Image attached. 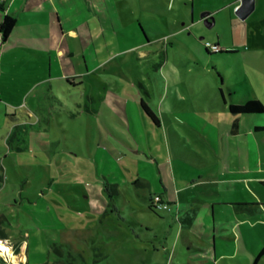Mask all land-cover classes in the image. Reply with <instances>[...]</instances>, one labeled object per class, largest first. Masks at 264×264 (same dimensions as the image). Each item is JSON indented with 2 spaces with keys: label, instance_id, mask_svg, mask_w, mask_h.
<instances>
[{
  "label": "rangeland",
  "instance_id": "1",
  "mask_svg": "<svg viewBox=\"0 0 264 264\" xmlns=\"http://www.w3.org/2000/svg\"><path fill=\"white\" fill-rule=\"evenodd\" d=\"M191 1H96L103 12L99 20L93 18L89 24L85 23L83 31L79 29V39L61 37L52 16L54 33L43 30L42 38L20 23L10 35L8 47L3 49L4 43L0 47V63H3L0 64V164L4 169L0 212L7 215L5 230L19 236V229L23 232L28 229L30 218H24L28 215L22 209L19 215L10 214L5 204H13L16 200L33 212L37 204L51 205L57 220L56 224L49 220L43 237H40L41 262L48 259L53 264H60V260H66L62 264H72L70 260L74 258L78 264H145L149 256L154 257L153 246L157 242L153 235L159 238L160 234L171 232L172 236L175 232L165 225L169 211L157 208L155 213L142 198L156 196V189L162 188L161 180L167 178L169 168L175 172V176L172 172L170 175L176 179L178 187L188 186L190 193L185 195L189 197L206 196L204 188H213L211 180H236L243 173L237 156H243L238 147L243 149L246 140L231 136L225 113L220 107L211 105V98L216 94L207 75L217 79L211 64L195 63L186 58L184 49L167 41V37L174 36L202 60V48L193 34L183 28L184 23L190 21ZM224 28L223 33L228 37V25ZM206 43L209 42H203ZM135 45L137 47L131 50ZM69 48L73 51L71 57L65 54ZM59 49H66L62 56L58 54ZM257 51L261 54L260 59L252 57L251 65L247 63L259 74L264 72V50L258 48ZM204 55V60L215 58V55ZM240 58V54L226 58L229 69L233 68L235 73L230 79L235 84H243L241 87L251 97L258 93L264 96L258 87H254L250 75L244 72L248 70L238 61ZM66 76L79 77L75 82L81 81L82 85H67L63 79ZM260 77L264 83V75ZM138 84L148 89L155 102L159 91L165 95L167 90L169 99L173 100V90L184 99L176 105L164 101L169 118L157 131L147 130L139 116H134L140 97L148 100ZM202 90H208V96ZM196 104L203 106L204 115L198 114ZM89 110L96 113H88ZM14 112L17 113L14 115ZM20 124H26V127L17 128ZM95 124L102 127L106 141L101 140ZM134 128L137 132L132 131ZM24 131L31 139L29 149L28 143L20 141L25 137ZM214 137L216 145L209 141ZM255 150L260 152L261 162H251L248 169L246 166L253 186L244 182L249 193L247 200L235 184L231 187L237 194L238 203L262 204L260 197H264V186L257 178L264 175V143L256 145ZM119 153L123 155L121 162L115 159ZM65 155L73 161L78 156L88 167L90 158L94 169L99 168L98 173L83 164L73 165L72 170L64 168L66 163L62 156ZM95 161L99 166L96 167ZM69 170L76 175H61ZM111 170H116L120 179L112 188H118L122 198H114L109 193L108 186L115 180L106 181L103 174L108 175ZM198 176L207 181L198 183ZM220 188L223 192L222 185ZM255 189L261 191L260 196ZM229 200L235 201L231 195ZM24 201H30L32 205ZM174 211L179 209L173 206ZM131 219L142 222L149 230L144 235L139 231L140 239L133 236ZM251 221L257 229L238 227L236 231L241 237L243 233L248 235L247 243L242 241L244 252L239 250L240 258L252 260L256 243L264 246L261 237H264V226L257 219ZM6 240L10 244L14 242ZM182 240L179 235L183 254H176L174 262L194 264L185 254L187 247ZM191 240L195 245L200 243L196 236H191ZM7 248L17 257V264L25 262L20 251ZM97 248L102 249L104 257ZM255 259L262 264L264 254ZM39 260L37 258L36 262ZM158 260H162L161 254H158ZM29 261L30 264L34 262L32 253ZM230 262L236 264L233 260ZM0 264L16 263L0 252Z\"/></svg>",
  "mask_w": 264,
  "mask_h": 264
},
{
  "label": "crops",
  "instance_id": "2",
  "mask_svg": "<svg viewBox=\"0 0 264 264\" xmlns=\"http://www.w3.org/2000/svg\"><path fill=\"white\" fill-rule=\"evenodd\" d=\"M96 1L102 3L104 0H0V25L6 15L15 19V24L12 31L4 41L1 40L2 43L0 42V47L3 45V43V49L8 47L7 41L10 40V35H12L15 30L19 28L20 23H23L25 27L34 30L42 38L43 30L54 33L56 30L54 29L53 17L55 18L56 26L59 29L61 37L68 39H79V32L81 30L83 31L85 23L87 22V24H89L93 18L99 20V17L103 12L101 7L96 4ZM184 1L186 2L187 0ZM240 1L241 0L191 1L190 21L189 23L185 22L183 28L185 31L189 30L190 33L193 34L197 44H199L202 48L200 53L202 60L198 59V57L190 50V47L185 42L176 39L174 36L167 37V41L173 43L171 45L184 49L186 58L194 60L195 63L202 65V63L205 61V64H211L215 76L217 77V79L214 80V75H207L214 86L212 91H214L216 94V96L214 95L213 99L211 98V102H213L211 105L220 107L225 113L227 123L229 125V133L231 136L238 139L244 138L246 140V142L243 143L245 144L243 149L238 147L243 156H237V163H240V165L243 166L241 168L243 173L238 176L236 180L230 178L223 181L211 180L210 182L213 183V188H211L212 186L204 188V190L207 192L206 196L195 194L189 197V195H185L190 193L188 186L183 184L182 186L178 187L176 184V179H172L170 175L172 172V174L175 176V172L173 169L169 168V175L167 178H163L161 180L162 188L160 189L158 187L154 195L161 196L163 202L169 205L170 209L168 211L170 215H168V218L164 219V221L165 225L170 227L171 230H175V232L172 236L171 232H169V234H160L159 238H156V236L153 235V240L157 242V244L153 246L154 257L149 256V259H147L145 264H176L174 262V256L176 254H183V246L179 242V235H182L183 245L187 247L185 254L190 256L194 264H232L230 260H233L236 264H258L257 259L255 258L264 246H260L256 243V246L254 247L255 250L252 249V252L254 253V258L252 260L248 257L240 258L239 250L244 252L242 241H244L246 244L248 235L243 233V236L241 237L239 233L237 234L236 230L238 227H241L243 230H249V228L257 229L256 224L252 222L251 219H257L260 224L264 226V197H260L262 203L260 205L258 203H238L239 199L237 194L231 187L233 184H235L239 188L242 197L247 200L246 195L249 193L244 186V182L253 187L251 184V178L249 175H247V169L248 166L251 167V162L254 161L255 164L259 161L261 162L260 152L257 153L255 146L260 144V142L264 143V131H256L254 127L264 126V116L261 118H254L250 115L232 116L228 112V106L232 104H241L250 99L262 101L264 100V96L256 91L258 94L253 98L249 95L246 89L241 87L243 84L239 82L235 84L234 81L232 82L230 76H235V73L232 71L233 68L231 70L229 69L231 67H228L226 58L234 57V55L240 54L241 58L238 61L241 62L243 67L248 70L244 72H246L248 76L250 75V77L254 80V87H256V89L258 87L260 93H264V83L260 77V75H264V72L257 74L256 71H254L250 66L252 57H257L258 60L261 57V54L257 51L258 48H262V52L264 50V0H255L253 12L244 20H241L236 15H234L236 11L235 8L240 5ZM1 14L4 16L3 18ZM225 25H228L230 30V35L228 37L223 33ZM142 32L144 31L142 30ZM136 35V37H138V34ZM18 39L22 38L18 37ZM203 42H209L213 45H217L221 52L210 54L215 55V58L204 60V54H208L205 51ZM136 47V45L131 46L130 49L132 50ZM167 48H165V55L167 53ZM64 50L59 49L58 54L62 56L61 54H63L62 52ZM250 50L253 52H250ZM65 54L71 57L73 55L72 49L69 48L66 50ZM141 55H143V52ZM247 62L250 65H248ZM0 64L2 65L3 63ZM1 65L0 73H2ZM11 73L18 75L17 72ZM245 76L246 74L243 73L244 79ZM77 78L79 77L66 76L63 79L65 82L68 80L72 84L77 83L74 84L76 85L75 87H77L82 85L81 81L75 82V79ZM217 81L219 82L218 85L216 84ZM66 84L70 85L67 82ZM49 89H51V87ZM139 90L142 93H146L148 95L147 103L159 119V125L156 126L140 113L138 103L141 99H143L140 97V99L136 102L137 109L135 108V113L137 114L134 116L137 117L138 115L142 125H145V128L150 131H157L161 129V127H163L166 123V120L169 118L164 106L165 100H167L170 105H176L179 101H184V99L180 97L177 90L171 91L173 100L167 97L168 90L165 95H162V92L159 91L157 96L158 101L156 102L153 100L151 93L148 91V89H146V87L139 85ZM191 91L194 92L193 89ZM202 92H205L204 94H207V96L209 94L208 90H202ZM51 93L52 92H50V96ZM196 105L198 114L204 115L205 110L203 106H200V104ZM5 112L8 115V111L5 110ZM89 112L96 113L94 110H89L88 113ZM16 113L17 112H14L13 114L15 115ZM29 119L31 121L33 120L32 117H29ZM129 119L133 122L131 116H129ZM20 127H26V124H20L17 126V128ZM94 127L99 130V136L102 138L101 140L106 141V137L104 136L105 132H103L102 127H100L99 124H95ZM132 131L137 132V129L134 128ZM24 134L25 137L23 136V139L20 141H22L23 144L28 143L26 147L29 149L31 145V139L26 137V134L28 135L26 131H24ZM10 135L11 134H9L7 141L9 140ZM40 139L39 141L41 142ZM209 141L216 145L215 137L209 138ZM108 151L109 150H107V152ZM106 156L107 155L105 154V157ZM62 158H65L64 162L66 164L63 166L64 168L67 167L72 170L73 165L82 164L85 168L88 167L87 164L82 162V159H80L78 156H75L76 159L74 161L68 159L66 155L62 156ZM115 159L121 162L123 155L119 153L115 156ZM245 161L247 162L246 164ZM89 162L90 167L88 168H90L91 171H94V173H98L99 168H96V170L94 169V164L90 158ZM95 163L96 167L99 166L98 161H95ZM59 164L63 163L59 162ZM68 174L76 175L70 170L68 172L61 173V175L64 176H68ZM103 176L106 178V181H110L111 179L115 180L108 186L109 193L112 194L114 198H122L119 189L112 188V185L117 186L120 182L117 171L111 170L108 175L104 173ZM77 178L78 176L76 179ZM198 178L200 179L197 181L198 183L207 181L203 180V178L200 176H198ZM257 180L262 186H264V175L258 176ZM220 185L223 186V192L221 191ZM203 186L204 185H201V187ZM111 189L115 190L114 194ZM255 191L259 196L261 195L260 190L255 189ZM1 193L2 191L0 190V195ZM207 194H209V196H207ZM229 195H231L235 201L231 202L229 200ZM142 198L143 200L147 201L148 207L150 196L147 198ZM20 200L22 201V199ZM24 203L28 205L32 202L24 201ZM57 203L59 204V202ZM5 206L7 207L6 209L10 214L15 213L19 215V211L21 209L24 210V214L28 215V217L24 216V218L26 220H29L28 218H30V220L28 221L29 225L27 230L23 232L19 229V236H13L9 234L4 228V225L7 224L8 221L7 215L3 212H0V240L12 239L14 241L12 243L14 245L13 248L16 250L15 252L20 251V253H22L25 257V262L23 264H30L29 255L31 253L34 259L33 264H53V261L48 259H44V261L41 262L43 251L41 254L39 253L41 250L39 246L41 242L40 237H43L42 234L45 233V226L48 227L49 220H52V223L56 224L55 221L57 219L51 205L48 203L46 205L37 204L35 205V208L39 209V211L34 209V212L28 209V206H23L21 202L16 200L13 204H5ZM173 206H176L179 211L173 212ZM43 210H45V212H43ZM29 211L33 213L34 216L31 215ZM130 224L132 226V233L135 239H140L141 234L139 231H142L143 235L149 231L145 229L143 223L138 220L131 219ZM191 232L193 235H191ZM191 236H196L200 240V243L195 245V243L191 240ZM261 237L264 240V237ZM33 242L35 243L32 245ZM31 245L33 247L32 251L30 250ZM232 246H234V248ZM99 251L100 255L103 256L104 253L101 248ZM158 254H161L162 256L161 261L158 260ZM37 258L40 259V262H36ZM260 260L261 258L259 261ZM60 261L58 263L62 264L65 263L66 260ZM70 261H72V264H78L77 260L74 258ZM74 261H76V263ZM262 264H264V260L262 261Z\"/></svg>",
  "mask_w": 264,
  "mask_h": 264
},
{
  "label": "trees",
  "instance_id": "3",
  "mask_svg": "<svg viewBox=\"0 0 264 264\" xmlns=\"http://www.w3.org/2000/svg\"><path fill=\"white\" fill-rule=\"evenodd\" d=\"M15 24V19L6 15L0 25V33L2 36V41H4L8 35L10 34V32L12 31L13 27ZM205 47V45H204ZM205 51L208 55L210 54H214V53H220V49L218 51H210L208 48L205 47ZM66 82L70 85H74L71 82H69L68 80H66ZM76 86V85H74ZM145 96L148 98V95L145 93ZM138 107L140 110V113L147 118L153 125H159V119L157 117V115L153 112V110L150 108V106L148 105L147 101L144 99H141L138 103ZM228 112L230 113V115L232 116H240V115H250L251 117L254 118H261L264 116V103L261 100H257V99H250V100H246L245 102L241 103V104H237V105H229L228 106ZM254 129L256 131H264V126H256L254 127ZM4 169L2 164H0V190L3 187V183H4ZM111 191L114 193L115 190L111 189ZM161 198V196H159ZM148 207L150 210H152L153 212H156V207L153 203V199H149L148 201ZM12 248L14 247L13 244H11ZM14 249V248H13ZM16 250L14 249V252ZM264 254V247L262 248V250L260 251V253L257 255V258H259L260 256H262ZM43 264H49V263H43Z\"/></svg>",
  "mask_w": 264,
  "mask_h": 264
},
{
  "label": "built area",
  "instance_id": "4",
  "mask_svg": "<svg viewBox=\"0 0 264 264\" xmlns=\"http://www.w3.org/2000/svg\"><path fill=\"white\" fill-rule=\"evenodd\" d=\"M237 9H238V7L235 8V10H237ZM205 47L208 48L210 51H218L219 50V47L217 45H212L210 43H206ZM153 203H154L156 209L157 208H165L167 210L170 209L169 205L167 203L163 202V200L158 195H156L153 198ZM0 244L4 245L6 247H11L12 248L11 244L8 243L6 239L5 240H0ZM0 252H3V251L0 250Z\"/></svg>",
  "mask_w": 264,
  "mask_h": 264
},
{
  "label": "water",
  "instance_id": "5",
  "mask_svg": "<svg viewBox=\"0 0 264 264\" xmlns=\"http://www.w3.org/2000/svg\"><path fill=\"white\" fill-rule=\"evenodd\" d=\"M255 0H241L235 15L241 19H246L254 10Z\"/></svg>",
  "mask_w": 264,
  "mask_h": 264
},
{
  "label": "bare ground",
  "instance_id": "6",
  "mask_svg": "<svg viewBox=\"0 0 264 264\" xmlns=\"http://www.w3.org/2000/svg\"><path fill=\"white\" fill-rule=\"evenodd\" d=\"M0 250L3 251V253L6 256H10L11 260L13 261V263H18V259L17 257H15L13 254H11L10 250H8V248L2 244H0Z\"/></svg>",
  "mask_w": 264,
  "mask_h": 264
}]
</instances>
